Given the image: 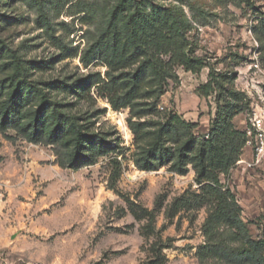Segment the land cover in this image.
Masks as SVG:
<instances>
[{
	"label": "rangeland",
	"instance_id": "obj_1",
	"mask_svg": "<svg viewBox=\"0 0 264 264\" xmlns=\"http://www.w3.org/2000/svg\"><path fill=\"white\" fill-rule=\"evenodd\" d=\"M118 1L0 0V66L20 59L28 80L63 103L88 132L116 146L74 169L59 165L55 145L30 142L12 128L0 132V264H139L150 257L154 239L141 235L145 220L133 217L128 201L149 209L161 205L155 226L166 246L162 264H232L198 254L208 206L192 201L173 212L176 197L199 192L194 170L181 175L165 165L147 171L133 162L138 143L128 125L130 110L112 106L108 94L110 78L133 73L140 59L117 67L89 53ZM162 8L183 20L186 45L169 35L162 45L159 38L148 43V53L163 67L165 91L159 93V78L149 72L136 101L156 104V112L139 119L159 121L174 112L206 137L229 100L238 108L232 122L244 130L247 91L253 100L264 89V0H126L118 24L136 9L159 20ZM165 31L153 30L159 37ZM185 51L201 59L200 71L179 64ZM12 71L0 72V80ZM206 82L212 91L198 95L196 88ZM229 90L238 98H229ZM238 160L221 181L235 193L257 239L264 227V160L256 162L246 143Z\"/></svg>",
	"mask_w": 264,
	"mask_h": 264
},
{
	"label": "trees",
	"instance_id": "obj_2",
	"mask_svg": "<svg viewBox=\"0 0 264 264\" xmlns=\"http://www.w3.org/2000/svg\"><path fill=\"white\" fill-rule=\"evenodd\" d=\"M125 1L119 0L115 5L101 38L88 52L117 67L128 66L140 59L133 73L110 78L108 94L112 106L130 110L128 125L138 143L133 162L137 168L147 171L165 165L171 172L181 175L194 170L199 192L176 197L172 209L175 212L184 203L192 201L209 207L202 225L204 243L198 250L201 258L214 257L232 264H264V227L260 238L252 237L235 193L221 181V176H226L238 161L246 141L244 131L232 122L238 108L227 100L224 110H217L211 120L207 137L195 135L196 124L174 112L166 113L159 121L140 120V117L156 112V104L136 101L140 85L149 72L159 78V93L165 91L163 67L148 53L147 45L154 38H159L162 45L167 35L176 37L181 46L186 45L185 24L171 8H162L160 18L156 20L158 24L136 9L125 15L119 25L118 15H124ZM158 27L166 29L160 37L153 32ZM178 59L180 65L192 72L200 71L203 66L201 59L191 58L187 51ZM8 68L13 71L0 80V132L12 128L30 142L55 145L59 165L74 169L94 163L100 155L115 152L116 146L107 144L98 134L88 132L76 116L65 111L63 103L49 98L38 82L28 80L20 59L14 56L11 62L0 66V72ZM212 89L211 82H206L195 91L200 96H207ZM228 96L234 100L239 93L229 90ZM113 161L118 163L116 158ZM118 176V170L112 174V188ZM160 207L149 209L128 201L133 217L138 221L145 220L139 227L141 235L154 239L147 249L150 257L139 264H162L165 260L162 249L166 246L155 226ZM225 233L229 240L224 238Z\"/></svg>",
	"mask_w": 264,
	"mask_h": 264
},
{
	"label": "built area",
	"instance_id": "obj_3",
	"mask_svg": "<svg viewBox=\"0 0 264 264\" xmlns=\"http://www.w3.org/2000/svg\"><path fill=\"white\" fill-rule=\"evenodd\" d=\"M250 99V112L245 122V143L250 145L256 162L264 160V89L257 97L253 96L252 90L247 91ZM207 137V135H206ZM240 163V160L237 161Z\"/></svg>",
	"mask_w": 264,
	"mask_h": 264
}]
</instances>
